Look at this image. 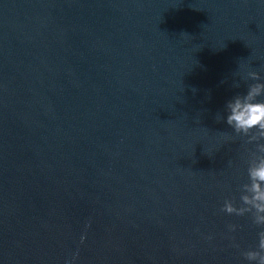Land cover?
<instances>
[{
  "label": "water",
  "instance_id": "95a60500",
  "mask_svg": "<svg viewBox=\"0 0 264 264\" xmlns=\"http://www.w3.org/2000/svg\"><path fill=\"white\" fill-rule=\"evenodd\" d=\"M248 67L264 0H0V264H248Z\"/></svg>",
  "mask_w": 264,
  "mask_h": 264
},
{
  "label": "clouds",
  "instance_id": "9594fccd",
  "mask_svg": "<svg viewBox=\"0 0 264 264\" xmlns=\"http://www.w3.org/2000/svg\"><path fill=\"white\" fill-rule=\"evenodd\" d=\"M241 79L253 83L247 85L245 93L227 101L225 114L217 113L216 120H226L233 129L235 136L225 139L243 140L247 180L239 185V204L236 197L225 199L219 211L227 215L250 217L252 224L260 229L257 244L255 248L242 251L241 255L248 264H264V78L248 67ZM233 87L239 88L240 83L234 82ZM249 145L252 147L249 148ZM228 163L231 166V161ZM237 228L236 224L227 225L229 233L237 231ZM230 239L233 240L232 246L239 248L235 238Z\"/></svg>",
  "mask_w": 264,
  "mask_h": 264
}]
</instances>
